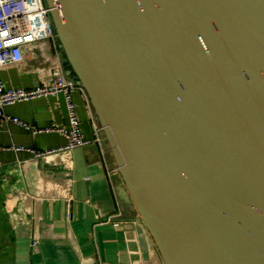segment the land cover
<instances>
[{
  "label": "water",
  "instance_id": "water-1",
  "mask_svg": "<svg viewBox=\"0 0 264 264\" xmlns=\"http://www.w3.org/2000/svg\"><path fill=\"white\" fill-rule=\"evenodd\" d=\"M163 264H264V0H45Z\"/></svg>",
  "mask_w": 264,
  "mask_h": 264
},
{
  "label": "crops",
  "instance_id": "crops-1",
  "mask_svg": "<svg viewBox=\"0 0 264 264\" xmlns=\"http://www.w3.org/2000/svg\"><path fill=\"white\" fill-rule=\"evenodd\" d=\"M37 64L26 53L25 69L1 68L0 80L14 88L36 85V72L26 69ZM75 101L82 132L93 139L89 102L81 92ZM65 105L62 95L10 104L7 114L31 128L0 118V146H64V136L44 130L68 126ZM0 154V264H163L138 211L119 197L123 181L120 173H108L107 163L116 166L111 152L105 156L90 144L41 158L28 152Z\"/></svg>",
  "mask_w": 264,
  "mask_h": 264
},
{
  "label": "built area",
  "instance_id": "built-area-1",
  "mask_svg": "<svg viewBox=\"0 0 264 264\" xmlns=\"http://www.w3.org/2000/svg\"><path fill=\"white\" fill-rule=\"evenodd\" d=\"M26 53L32 54L37 65L27 68L34 70L37 75V84L31 87L14 88L0 80V118L23 128L31 126L18 117L7 114L8 106L30 101L38 97L62 95L68 112V126L53 124L45 132L58 133L67 139L64 146L36 150L23 145L0 146L1 151L28 152L35 158L46 157L51 154L70 151L76 148L96 144L106 156L110 153L106 145L102 127L99 125L94 110L90 105L88 95L83 87L77 85L74 78L66 75L63 52L59 47L56 30L50 17V10L45 0H0V69L16 66L25 69ZM81 92L89 102V112L93 122L94 138L87 139L82 132V121L77 112L75 94ZM108 173H119L118 166L110 167ZM4 166L0 154V172ZM71 218V212L68 213ZM113 216L108 219L112 222ZM114 221V220H113ZM116 226L119 223H114ZM37 242H34V245Z\"/></svg>",
  "mask_w": 264,
  "mask_h": 264
},
{
  "label": "trees",
  "instance_id": "trees-1",
  "mask_svg": "<svg viewBox=\"0 0 264 264\" xmlns=\"http://www.w3.org/2000/svg\"><path fill=\"white\" fill-rule=\"evenodd\" d=\"M63 60H64V65H65V67H67L68 63H67V61H66L64 55H63Z\"/></svg>",
  "mask_w": 264,
  "mask_h": 264
}]
</instances>
